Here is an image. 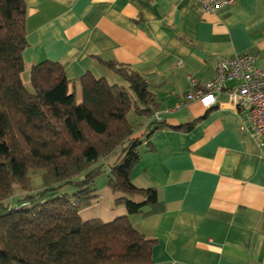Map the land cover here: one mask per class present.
I'll use <instances>...</instances> for the list:
<instances>
[{"label":"crops","instance_id":"1","mask_svg":"<svg viewBox=\"0 0 264 264\" xmlns=\"http://www.w3.org/2000/svg\"><path fill=\"white\" fill-rule=\"evenodd\" d=\"M26 3L25 69L56 61L72 81L88 72L109 80L124 79L110 63L125 64L160 102L135 137L157 120L167 126L143 142L131 172L138 187L157 191L156 201L129 215L156 239L150 264H264V155L257 137L225 91L215 94V104L201 98L180 104L191 79L214 78L222 57L251 52L264 64V0H237L213 12L199 11L193 0ZM188 123L192 129H179ZM104 193L106 199L98 190L80 211L83 220L129 214L118 208L122 195L106 187Z\"/></svg>","mask_w":264,"mask_h":264},{"label":"trees","instance_id":"2","mask_svg":"<svg viewBox=\"0 0 264 264\" xmlns=\"http://www.w3.org/2000/svg\"><path fill=\"white\" fill-rule=\"evenodd\" d=\"M26 18V0H0V264H150L156 239L129 215L156 201L157 191L138 187L131 172L143 142L167 124L152 122L135 137L139 126L128 114L151 120L160 102L145 77L115 62L127 84L91 72L72 81L56 61L32 65L25 83ZM105 173L129 214L83 220L80 210ZM16 188L23 192L13 202Z\"/></svg>","mask_w":264,"mask_h":264},{"label":"built area","instance_id":"3","mask_svg":"<svg viewBox=\"0 0 264 264\" xmlns=\"http://www.w3.org/2000/svg\"><path fill=\"white\" fill-rule=\"evenodd\" d=\"M236 2L237 0H193L201 12H213ZM229 81L236 83L227 86ZM223 91L227 93L229 102L236 111L246 119L264 155V64L258 65L256 55L251 52L222 57L216 63L214 78L201 83L191 79V88L180 104L199 98L215 104V94ZM156 117L161 119L158 114Z\"/></svg>","mask_w":264,"mask_h":264},{"label":"rangeland","instance_id":"4","mask_svg":"<svg viewBox=\"0 0 264 264\" xmlns=\"http://www.w3.org/2000/svg\"><path fill=\"white\" fill-rule=\"evenodd\" d=\"M243 53H245V52H243ZM29 72H30V69L28 67L23 72V79H24L25 83H27V84L29 82ZM114 78L109 79V81L113 82L112 80H114L116 82L127 84V82L124 79H122L121 77H119V76L116 77V75H115ZM128 117H129V119L131 121H133V122H135L137 124V127L139 126L140 122L147 121V118L145 116H139L135 112L134 109L128 114ZM41 172H42V170H39L37 173L33 174V176H32L33 177V184H34L35 187H39L41 185ZM95 186H96V188H98L97 191L99 190V192H103V196H105V199H106L107 196L104 193V188L106 187L107 189H109L111 191V189H110V187L108 186V183H107V174L106 173L101 175V176H99L96 179ZM20 191H21V188H16L15 189V192H14V195H13V202H15L16 199L22 194ZM97 191H96V193H97ZM119 195H121L120 192H119ZM105 201L106 200H104V203H105ZM117 203H118V208H119V206L123 207V208H126V205H125L124 202H117ZM90 205H92V203ZM90 205H88V206H90ZM88 206H86V207H88ZM84 208H82V209H84ZM80 216L83 219L82 215H80Z\"/></svg>","mask_w":264,"mask_h":264}]
</instances>
